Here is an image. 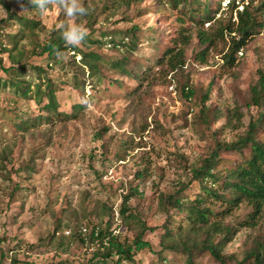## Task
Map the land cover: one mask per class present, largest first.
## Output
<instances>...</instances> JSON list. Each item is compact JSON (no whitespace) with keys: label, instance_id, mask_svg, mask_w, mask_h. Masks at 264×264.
<instances>
[{"label":"rangeland","instance_id":"obj_1","mask_svg":"<svg viewBox=\"0 0 264 264\" xmlns=\"http://www.w3.org/2000/svg\"><path fill=\"white\" fill-rule=\"evenodd\" d=\"M111 3L112 0H91V14L80 17L78 22L85 24L90 32L94 22L89 16L95 17L96 31L92 34L98 38L102 31L117 32L134 24L142 29L156 27L165 32L172 29L174 35H178L180 28L173 26L176 16L170 14L168 22L162 21L157 0H132L130 5L116 9L111 8ZM225 3L228 1L223 5ZM257 3L258 0L254 2ZM106 5L109 6L105 8ZM14 11L41 21L44 31L36 30L40 41L66 19L58 8L41 17L22 0H0V21H6ZM235 17L234 12L233 21ZM229 20L230 10H225L212 24L191 31V42L185 52L187 63L178 72H170L167 66H157L148 79L139 82L121 75L119 70L103 68L109 78L108 87L110 79H120L129 85V90L138 88L134 95H130L129 90H120L118 85L108 90L94 89L90 85L85 90L74 88L71 85L73 52L59 54L50 60L54 66H49L50 76L58 83L59 110L71 113L76 103H83L85 107L77 118L43 122L29 131L18 128L16 115L38 116L40 106L34 99L21 97L10 84L3 85L9 75L0 65L1 264H15L14 257L43 264L88 263L96 246L76 241L73 235L80 229L87 232L95 225H104L109 219L105 214L106 206L115 208L113 229L133 239L137 229L125 227L117 211L124 195L137 185L142 195L133 197L129 205L140 211L154 230H148L144 236L151 247L140 251L136 262L124 264L183 263V255L161 252L166 215L158 207V195L174 192L180 180L188 179L184 165L207 155L216 137L232 139L239 132L236 127L221 130L232 119L227 109L235 107L236 101L248 99L250 87L259 77L258 70L264 69V33L236 54V66L225 63L224 55L232 51V39L226 31L222 36L220 29ZM18 29L15 24L8 23L6 31L13 33ZM200 31L214 39L205 62L196 58L204 47ZM142 37L144 40L134 52L137 59L156 54L146 33H142ZM4 39L0 30V47ZM22 43L30 47L29 39ZM100 51L117 57L122 54L108 48ZM0 56L3 65L9 67L8 54ZM80 58L76 56L77 61ZM48 62L45 57L34 61L45 68ZM27 76L29 79L37 77L30 66ZM186 83L197 95L210 92L209 103L217 107L220 116L210 127L198 117L201 104L195 103L199 99L190 101L183 97L182 87ZM258 111L256 107L243 109V122L248 124ZM218 130H221L220 135ZM139 172L146 174L139 177ZM208 203L216 211L223 209L220 203ZM249 210V206L243 204L227 222L244 220ZM252 233L251 229L242 228L227 251L242 255Z\"/></svg>","mask_w":264,"mask_h":264},{"label":"trees","instance_id":"obj_2","mask_svg":"<svg viewBox=\"0 0 264 264\" xmlns=\"http://www.w3.org/2000/svg\"><path fill=\"white\" fill-rule=\"evenodd\" d=\"M22 1L30 9H35L30 0ZM135 1L141 0H133ZM157 1L162 10V21L168 22L170 14L176 16L173 26L180 28L178 35H174L172 29L168 32L156 27L142 29L134 24L117 32L102 31L98 38L92 34L96 31L95 17L92 19L89 16L94 22L91 23L93 30L89 32L85 43L80 47H67L59 36L58 27H53L40 41L36 30L44 31V26L34 17L14 11L6 21H0V30L5 36L0 55L7 53L11 63L9 67L4 66L0 56L1 68L9 75L3 85L10 84L21 97L34 99L41 109L38 116L17 114L18 120L15 123L18 128L29 131L43 122L74 119L85 107L83 103H76L71 113L59 110L56 95L58 83L49 73V66H54L50 60L56 59L59 54L73 52L75 63L71 68V85L74 88L85 90L90 85L94 89L108 90L118 85L120 90H129V85L120 79H110L108 87L109 78L103 68L119 70L121 75L131 76L139 82L148 79L152 69L157 66H167L170 72H178L187 63L185 52L186 46L191 42V31L202 30L207 23L212 24L217 20L218 14H223L225 10H230V20L220 31L222 36L226 31L232 39V51L224 55L227 65L236 66V54L264 33V0H258L257 5L254 4L256 0H248V3L245 0H227L226 5H223L225 0ZM241 1L242 9H239ZM131 2L132 0H112L111 8L130 5ZM8 23L18 26V31H6ZM142 33H146L149 43L153 42V52L156 54L137 59L134 52L145 38ZM199 37L204 47L196 58L205 62L214 39L203 31L199 32ZM25 39L30 40V47L22 43ZM102 48L114 49L122 54L118 57L104 54L100 51ZM77 55L81 56L79 61L76 60ZM44 57L49 61L47 68L42 63H34ZM29 66L36 72V79L28 78ZM258 75L257 81L250 87L248 99L236 101L235 107L227 109L232 119L221 130L236 127L239 132L232 139L216 137L207 155L184 165L188 179L180 180L174 192H160L158 195V207L166 215L161 252L183 255L185 258L182 264H264V69H259ZM182 91L183 97L190 101L199 99L200 103H195L201 104L198 117L206 127H210L211 122L220 117L217 107L209 103L210 92L197 95L189 83L183 85ZM129 92L134 95L138 88L132 87ZM253 107L259 109L258 114L246 124L243 122V109L250 110ZM221 130L217 131L219 135ZM97 135L101 137V133ZM145 172H139V177L144 176ZM139 195H142L139 186L132 187L124 195L123 203L117 211L125 227L129 230L137 229L133 239L123 237L119 229H113L115 208L107 206L105 214L109 219L104 225H95L87 232L80 229L73 235L76 241L96 246L86 264L133 263L140 251L151 247L150 241L144 236L148 230H154V227H150L140 211L129 205L130 200ZM209 201L222 204V211L214 210ZM243 204L250 208L247 217L242 221L227 222V218L232 217L233 212ZM242 228L253 231L242 255L228 252L229 245ZM12 262L43 264L30 260L21 261L18 257H14ZM59 264L70 263L61 261Z\"/></svg>","mask_w":264,"mask_h":264},{"label":"clouds","instance_id":"obj_3","mask_svg":"<svg viewBox=\"0 0 264 264\" xmlns=\"http://www.w3.org/2000/svg\"><path fill=\"white\" fill-rule=\"evenodd\" d=\"M30 2L41 17L46 16L54 8L63 12L66 19L58 25L57 30L65 46L80 47L85 43L89 30L78 20L80 17L91 14L93 10L91 0H88L87 5L83 0H30ZM84 102L87 104V99Z\"/></svg>","mask_w":264,"mask_h":264}]
</instances>
